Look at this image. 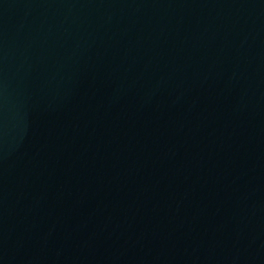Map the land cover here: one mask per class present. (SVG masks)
Listing matches in <instances>:
<instances>
[{
  "label": "water",
  "instance_id": "1",
  "mask_svg": "<svg viewBox=\"0 0 264 264\" xmlns=\"http://www.w3.org/2000/svg\"><path fill=\"white\" fill-rule=\"evenodd\" d=\"M0 264H264V0H0Z\"/></svg>",
  "mask_w": 264,
  "mask_h": 264
}]
</instances>
